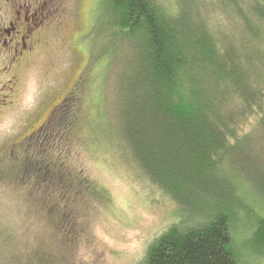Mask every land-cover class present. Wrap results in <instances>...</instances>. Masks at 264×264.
<instances>
[{
    "label": "trees",
    "instance_id": "trees-1",
    "mask_svg": "<svg viewBox=\"0 0 264 264\" xmlns=\"http://www.w3.org/2000/svg\"><path fill=\"white\" fill-rule=\"evenodd\" d=\"M177 3L178 13H171L162 0H106L109 31L126 59L125 103L116 115L104 107L100 122L91 119L99 101L84 97L97 72H83L41 131L15 147L18 162L8 159L13 153L2 158L13 169L2 181L14 205L0 220V264L76 262L90 222L109 198L80 163L82 152L111 137L123 164L112 165L105 151L94 157L116 172L125 164L139 169L161 196L156 206L172 210L139 264L264 258V173L246 148L264 136V0ZM222 14L225 26L216 23ZM83 119L92 123L88 137ZM61 141L65 147L54 157L50 149ZM236 168L248 187L239 184ZM245 188L248 198H239ZM238 222L250 227L243 246L234 235Z\"/></svg>",
    "mask_w": 264,
    "mask_h": 264
},
{
    "label": "rangeland",
    "instance_id": "rangeland-1",
    "mask_svg": "<svg viewBox=\"0 0 264 264\" xmlns=\"http://www.w3.org/2000/svg\"><path fill=\"white\" fill-rule=\"evenodd\" d=\"M177 1L162 0L171 13H178ZM63 7L68 18L65 30L49 36L44 30L48 25L45 23V27L35 31V35L41 33L42 38L33 46L34 51L32 49L31 53L26 52L24 59L18 63L11 65L10 58L6 64L0 65L2 222L8 220L14 205L13 193L9 185L2 181L3 175H9L13 169L10 167L11 162L2 158L8 153H13L15 155H9L8 159L18 162L21 153L20 149L15 150V147L41 131L52 117L55 107L66 95L69 97L81 73H87L89 70V73L97 72L91 76L92 90L84 97L87 101L91 96L92 103L96 96L99 101V106L89 111L91 119L100 122L104 107H109L110 115H116L125 103L122 94L124 81L121 75L126 59L120 60V43L113 41L114 36L109 31L106 0H66ZM226 21L224 16L216 23L225 26L228 23ZM116 61L118 63L112 65ZM88 121L90 120L83 119L81 125L87 137L92 124ZM102 126L103 132L107 133L108 123L103 122ZM257 135L258 140L250 141L245 147L249 149L248 159L252 160L255 167L260 165L261 173H264V136ZM113 139L117 137H111V140L103 138L91 151L82 152L80 163L84 161L87 173L107 190L109 198L100 206L95 220L90 222L89 233L75 254L74 264H139L154 237L165 229L173 216L170 207L156 206L155 201L161 196L151 188L148 176L142 175L139 169L134 168L133 171L130 165L125 164L116 172L108 167L104 160L94 157L96 150L105 151L112 165L117 162L120 167L123 161L119 151L115 150L117 141ZM59 145L65 147V143L61 141L50 149L54 157ZM71 154L74 155L75 151ZM73 158L76 156H70L69 160L73 161ZM235 171V174L241 175L239 184L243 185L245 176L240 174L237 168ZM253 189L256 192V188ZM240 197L248 198L246 188L239 194ZM239 198L237 196V200L241 201ZM244 204L248 205L245 202ZM17 221H21L22 225L26 222L22 217ZM240 224L241 222L236 224L234 234L239 244L248 238L247 229L250 228L248 223L246 226ZM37 230L41 232L40 227H37ZM243 245L244 242L241 246ZM245 258L246 264H264V258H257L252 254L246 255Z\"/></svg>",
    "mask_w": 264,
    "mask_h": 264
},
{
    "label": "flooded vegetation",
    "instance_id": "flooded-vegetation-1",
    "mask_svg": "<svg viewBox=\"0 0 264 264\" xmlns=\"http://www.w3.org/2000/svg\"><path fill=\"white\" fill-rule=\"evenodd\" d=\"M65 1L0 0V65L6 64L10 58L11 65L23 60L25 53L41 41L42 34L35 35V31L45 27V23L48 25L44 30L49 36L65 30L68 22L63 7ZM67 99L68 95L53 111L57 112Z\"/></svg>",
    "mask_w": 264,
    "mask_h": 264
}]
</instances>
